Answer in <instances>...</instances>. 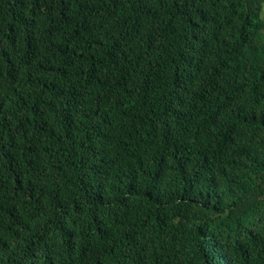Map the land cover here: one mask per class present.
Returning <instances> with one entry per match:
<instances>
[{
	"label": "trees",
	"instance_id": "1",
	"mask_svg": "<svg viewBox=\"0 0 264 264\" xmlns=\"http://www.w3.org/2000/svg\"><path fill=\"white\" fill-rule=\"evenodd\" d=\"M0 264H264V0H0Z\"/></svg>",
	"mask_w": 264,
	"mask_h": 264
}]
</instances>
